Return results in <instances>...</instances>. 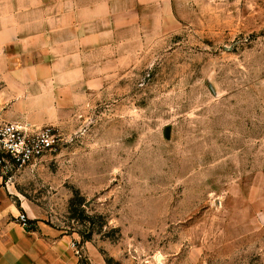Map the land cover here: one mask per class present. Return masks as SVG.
I'll use <instances>...</instances> for the list:
<instances>
[{
  "label": "rangeland",
  "instance_id": "rangeland-1",
  "mask_svg": "<svg viewBox=\"0 0 264 264\" xmlns=\"http://www.w3.org/2000/svg\"><path fill=\"white\" fill-rule=\"evenodd\" d=\"M171 6L14 192L107 264H264V0Z\"/></svg>",
  "mask_w": 264,
  "mask_h": 264
},
{
  "label": "crops",
  "instance_id": "crops-1",
  "mask_svg": "<svg viewBox=\"0 0 264 264\" xmlns=\"http://www.w3.org/2000/svg\"><path fill=\"white\" fill-rule=\"evenodd\" d=\"M171 15V0H0V122L40 128L106 89L146 27ZM12 185L0 180V264H107L89 245L78 257L72 236L19 223L31 205Z\"/></svg>",
  "mask_w": 264,
  "mask_h": 264
},
{
  "label": "built area",
  "instance_id": "built-area-1",
  "mask_svg": "<svg viewBox=\"0 0 264 264\" xmlns=\"http://www.w3.org/2000/svg\"><path fill=\"white\" fill-rule=\"evenodd\" d=\"M62 144L61 135L52 127L39 128L28 124L0 122V180L14 183L16 177L30 166L55 153ZM17 221L30 226L25 213ZM78 257L82 250L72 244Z\"/></svg>",
  "mask_w": 264,
  "mask_h": 264
}]
</instances>
